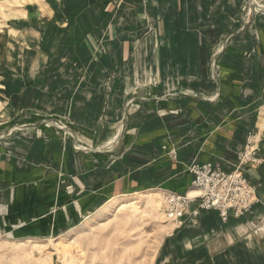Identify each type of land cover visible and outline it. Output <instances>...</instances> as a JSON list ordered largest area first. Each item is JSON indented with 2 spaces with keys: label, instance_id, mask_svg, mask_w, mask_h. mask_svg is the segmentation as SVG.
<instances>
[{
  "label": "crops",
  "instance_id": "1",
  "mask_svg": "<svg viewBox=\"0 0 264 264\" xmlns=\"http://www.w3.org/2000/svg\"><path fill=\"white\" fill-rule=\"evenodd\" d=\"M53 1L43 11L30 8L6 36H22L20 50L33 55L35 75L16 81L18 102L65 115L70 137L63 145L55 137L33 141L41 146L34 164L1 160L0 181H34L49 197L45 186L56 183L59 169L65 199L77 198L88 216L104 200L142 189L183 193L191 162L232 170L246 134L257 129L262 162L244 169L257 199L250 211L225 222L214 210L185 214L182 225L165 231L153 262L264 264V234L245 235L264 213V134L256 115L264 99V17L239 30L247 21L241 0ZM226 39L210 65L214 44ZM0 88H8L2 74ZM6 194L0 191L1 206H8Z\"/></svg>",
  "mask_w": 264,
  "mask_h": 264
},
{
  "label": "rangeland",
  "instance_id": "2",
  "mask_svg": "<svg viewBox=\"0 0 264 264\" xmlns=\"http://www.w3.org/2000/svg\"><path fill=\"white\" fill-rule=\"evenodd\" d=\"M47 3L53 5L54 1L0 0V76L2 74L3 81L8 84L7 89L0 88V161L30 160L33 163L29 164H34L41 160L38 159L41 146L32 144L33 141L45 144L50 137H55L63 145L66 137H70L71 121L65 115L35 111L30 108L33 105L30 101L19 103L16 98V81L23 78L28 83L35 75L30 70L33 55L21 51L23 37L10 33L6 36L7 29L23 20L30 8L43 11ZM60 10L64 16L69 14L65 9ZM238 11L247 20H241L239 30L251 29L252 17H264V0H241ZM47 27H40L45 35L49 32ZM24 38L26 41L33 36L25 35ZM228 42L226 39L214 44L210 65L218 64ZM50 49L52 47L39 49L40 61ZM50 74L58 79L65 77L61 72ZM31 93L26 92V97ZM257 107L258 126L264 134V99ZM170 157L173 154L170 153ZM55 172L56 183L45 186L50 191L49 197L40 193L34 181L13 185L0 181V191L5 196L8 192L9 200L8 206H1L4 203L0 201V211L1 208L4 211L0 215V264H156L153 261L157 246L170 226L160 213L161 195L166 190L142 189L106 199L86 216L77 198L65 199L62 174L59 169ZM189 189L190 186L186 190ZM22 196L26 199L15 204L17 197L21 199ZM120 204L128 205L120 209ZM115 209L120 210L116 212ZM255 221L245 235L257 238L264 234L261 217Z\"/></svg>",
  "mask_w": 264,
  "mask_h": 264
},
{
  "label": "built area",
  "instance_id": "3",
  "mask_svg": "<svg viewBox=\"0 0 264 264\" xmlns=\"http://www.w3.org/2000/svg\"><path fill=\"white\" fill-rule=\"evenodd\" d=\"M259 139L258 130L246 134L243 146L236 153L235 164L228 172L209 162L187 164L185 171L191 177L190 189L181 194L168 191L161 195L160 213L164 222L178 228L185 214L195 219L199 211L214 210L220 221L225 222L229 215L240 217L249 212L257 199L254 187L244 176V169L261 164ZM192 191L197 195H190ZM261 226H264V213Z\"/></svg>",
  "mask_w": 264,
  "mask_h": 264
},
{
  "label": "bare ground",
  "instance_id": "4",
  "mask_svg": "<svg viewBox=\"0 0 264 264\" xmlns=\"http://www.w3.org/2000/svg\"><path fill=\"white\" fill-rule=\"evenodd\" d=\"M190 195L195 196V195H197V192H196V191H192ZM127 205H128V204H127ZM127 205H126V204H120V206H121L120 209H121V208H127Z\"/></svg>",
  "mask_w": 264,
  "mask_h": 264
}]
</instances>
